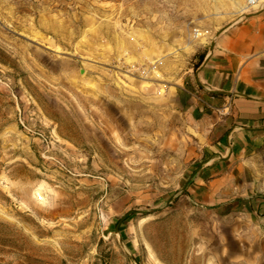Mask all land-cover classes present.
<instances>
[{
  "label": "rangeland",
  "instance_id": "rangeland-1",
  "mask_svg": "<svg viewBox=\"0 0 264 264\" xmlns=\"http://www.w3.org/2000/svg\"><path fill=\"white\" fill-rule=\"evenodd\" d=\"M249 10L0 0V264H264V130L211 155L172 87Z\"/></svg>",
  "mask_w": 264,
  "mask_h": 264
},
{
  "label": "crops",
  "instance_id": "crops-1",
  "mask_svg": "<svg viewBox=\"0 0 264 264\" xmlns=\"http://www.w3.org/2000/svg\"><path fill=\"white\" fill-rule=\"evenodd\" d=\"M263 19L264 10H249L218 34L198 65L172 86L174 106L211 155L236 153L244 140L264 130ZM218 158L195 170L198 193L201 186L211 192L226 184L230 158Z\"/></svg>",
  "mask_w": 264,
  "mask_h": 264
},
{
  "label": "built area",
  "instance_id": "built-area-1",
  "mask_svg": "<svg viewBox=\"0 0 264 264\" xmlns=\"http://www.w3.org/2000/svg\"><path fill=\"white\" fill-rule=\"evenodd\" d=\"M248 7L254 8L255 10H263L264 9V0H248ZM264 22V19H263ZM194 37L200 35L197 30L193 31Z\"/></svg>",
  "mask_w": 264,
  "mask_h": 264
},
{
  "label": "trees",
  "instance_id": "trees-1",
  "mask_svg": "<svg viewBox=\"0 0 264 264\" xmlns=\"http://www.w3.org/2000/svg\"><path fill=\"white\" fill-rule=\"evenodd\" d=\"M204 53H202L201 55H199V62L203 59Z\"/></svg>",
  "mask_w": 264,
  "mask_h": 264
},
{
  "label": "water",
  "instance_id": "water-1",
  "mask_svg": "<svg viewBox=\"0 0 264 264\" xmlns=\"http://www.w3.org/2000/svg\"><path fill=\"white\" fill-rule=\"evenodd\" d=\"M124 218V217H123Z\"/></svg>",
  "mask_w": 264,
  "mask_h": 264
}]
</instances>
